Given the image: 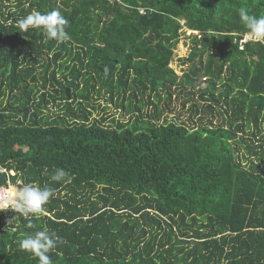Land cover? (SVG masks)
<instances>
[{
	"label": "trees",
	"instance_id": "1",
	"mask_svg": "<svg viewBox=\"0 0 264 264\" xmlns=\"http://www.w3.org/2000/svg\"><path fill=\"white\" fill-rule=\"evenodd\" d=\"M240 9L264 0H0V187L54 190L0 212V264H39L19 242L44 229L53 264H264V42L240 49ZM52 10L69 39L19 28Z\"/></svg>",
	"mask_w": 264,
	"mask_h": 264
},
{
	"label": "clouds",
	"instance_id": "2",
	"mask_svg": "<svg viewBox=\"0 0 264 264\" xmlns=\"http://www.w3.org/2000/svg\"><path fill=\"white\" fill-rule=\"evenodd\" d=\"M240 17L247 28V36L256 42H264V17H257L248 14L244 9H240ZM21 30L27 31L29 28L42 29L48 38L64 41L69 39L66 27L69 21L59 10L41 13L33 11L26 17L18 20ZM107 72V68H105ZM67 176L63 169H57L51 176V180L59 182ZM54 195V190L50 187H39L34 184H23L16 187L14 199L8 194H4V205L0 206V212L13 210L24 217L36 215L44 211V206ZM15 231V229H13ZM21 249L31 253L34 258H38L39 264H53L48 253L57 247L58 243H64L63 239L55 232L47 229L36 231L34 234L25 235L20 240Z\"/></svg>",
	"mask_w": 264,
	"mask_h": 264
},
{
	"label": "rangeland",
	"instance_id": "3",
	"mask_svg": "<svg viewBox=\"0 0 264 264\" xmlns=\"http://www.w3.org/2000/svg\"><path fill=\"white\" fill-rule=\"evenodd\" d=\"M186 35H189V32H188ZM188 41H189L188 38H186V37H183V38H182V40H181V42H180V44H179V47H178V49L176 50V56H175V59H174V61H173V63H172V67L176 70V72H177L178 75H182V71H183V69L187 67V65H183L182 62H181L180 60H181L182 58L187 57V56L189 55L190 50H189ZM202 85L205 86V85H206V81H205V84H203V82H202ZM102 104L105 105V102L102 101ZM174 104L176 105V108L179 110V109H180V106L177 105L176 103H174ZM108 106H109V104H108ZM49 107L51 108V109H50V112H51V113H52L53 111H55V109H56V108H55L56 105H54V104H51ZM109 108L111 109V111L115 112V114H116L117 117H118V116H119V117L121 116V115H119L121 111L115 109V107H114L113 104L110 105ZM53 113H55V112H53ZM102 115H105V114H102ZM123 116L126 118L127 114L125 113ZM188 116H189V113H188L187 109H185V110L181 109V110L179 111V119H181V121H182V120L187 121V120H188ZM96 117L100 118V115H98V114L96 113ZM126 119H127V118H126ZM12 172H13V171H12ZM13 173H14V172H13ZM11 175H14V174H11ZM19 185H21V184H20V183H19V184H13V183H10V185H9V190H10L9 193H10V195H11V198L14 199V194H15L16 187L19 186Z\"/></svg>",
	"mask_w": 264,
	"mask_h": 264
},
{
	"label": "built area",
	"instance_id": "4",
	"mask_svg": "<svg viewBox=\"0 0 264 264\" xmlns=\"http://www.w3.org/2000/svg\"><path fill=\"white\" fill-rule=\"evenodd\" d=\"M142 14H145L146 11L145 9H141L140 11ZM253 39L249 38L247 36V34L239 40V44H240V49H244V45L248 42V41H251ZM254 41V40H253ZM0 174H14L12 171H8L5 167H3L1 164H0ZM10 181H8V186H3V187H0V197H2L4 194H8L10 197V193H9V185H10ZM4 205V201L3 199H0V206H3Z\"/></svg>",
	"mask_w": 264,
	"mask_h": 264
},
{
	"label": "water",
	"instance_id": "5",
	"mask_svg": "<svg viewBox=\"0 0 264 264\" xmlns=\"http://www.w3.org/2000/svg\"><path fill=\"white\" fill-rule=\"evenodd\" d=\"M20 186V185H19Z\"/></svg>",
	"mask_w": 264,
	"mask_h": 264
}]
</instances>
